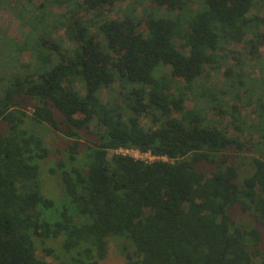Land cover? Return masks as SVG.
I'll use <instances>...</instances> for the list:
<instances>
[{"label": "trees", "instance_id": "1", "mask_svg": "<svg viewBox=\"0 0 264 264\" xmlns=\"http://www.w3.org/2000/svg\"><path fill=\"white\" fill-rule=\"evenodd\" d=\"M44 1L61 11L22 9L23 42L0 34V264H105L110 239L126 264H264L261 232L247 225L264 229V158L250 156L253 134L264 145V19L253 13L264 0ZM228 56L224 87L207 85L204 68ZM252 60L262 76L244 70ZM28 120L68 139L49 170L58 191L42 176L52 151Z\"/></svg>", "mask_w": 264, "mask_h": 264}, {"label": "rangeland", "instance_id": "2", "mask_svg": "<svg viewBox=\"0 0 264 264\" xmlns=\"http://www.w3.org/2000/svg\"><path fill=\"white\" fill-rule=\"evenodd\" d=\"M16 1L17 0H12V2L14 4L13 6L15 8V12H13L14 10H12L11 7L10 8L4 7V8L0 9V34L6 33L11 39L15 40V42H23L24 34L28 32V27L26 25H24V22H23L21 16L18 15V13L22 9H24L25 7L35 9L38 6H40L42 3H44L47 11L50 12V16H53L55 13L61 11L56 6L51 5V3H49V1L46 2L44 0H18V1H21L20 5L18 3H15ZM128 2L129 1L120 2L121 4L119 3V7L126 6L128 4ZM46 9H44V10H46ZM138 13L139 14L142 13V8H139ZM253 13L258 14L260 17H262L264 19V6H262L260 9L254 10ZM89 17H90V14L88 13V14L82 16L80 18V21L85 23L86 21H88ZM111 17H113V16H111ZM114 17H115V15H114ZM105 18H109V17L105 16ZM261 29L264 31V25L261 26ZM64 31H65L64 28H59V29H57V31H55L57 33H54V35L52 33V35H53V37H59V36H61L60 34H62ZM91 33L96 34V30L92 28ZM97 37L102 42H105L103 40L104 38L102 35L100 37L99 36H97ZM173 42L176 45V48L178 49V51H185V48L183 47L181 40L174 39ZM63 45H64V48H67V49L73 48V44L66 38H64V40H63ZM237 48H239L238 45H234L231 47V49H233V50H235ZM244 51L245 50L242 49L243 57L247 58V53H245ZM259 56L264 61V44L260 48ZM220 61H222V66L218 70H215V69L213 70L209 66H206L204 68L205 71L210 73V77L209 76L206 77V81H205V83L209 86L217 87V88L224 87V83L226 80V78L224 76V72L228 67L233 66L235 64V60L231 56H228V58L225 61L220 58ZM244 70L248 74H250L252 77H260L263 75V69L261 68V65L259 63H257L255 60L249 61L246 64ZM2 72H3V70H2ZM199 82L202 83V78L199 79ZM102 95L105 98V94H102ZM196 101L197 100L195 98H191L188 102V107H193L195 105ZM251 110H252V108H246L243 110V114H244V116L247 119L249 124H254V123H256V117L254 115H252ZM32 113H33L32 110H28V114L31 115ZM172 116L175 118H181L182 114L174 111ZM212 117L216 118V120L218 119L220 122L222 121L224 125L231 126L230 125L231 118L229 116L220 117L215 112L212 114ZM28 122L30 123V125H29L30 129L33 130L39 136H41L44 139V141L46 142V145L52 151L51 158L49 160L45 161V163L43 164V175L42 176H44L45 182L51 181V185L58 191L59 190L58 183L52 181V178H51L52 175H50L49 170H50V168L53 167V165L56 163V161L61 158L57 152L60 150L63 151L66 148L68 139L65 138L64 136H62L61 134L55 132L46 123L40 124V123H36V122H31L30 120H28ZM143 123L147 124V121L143 120ZM229 134L233 137H240L242 140L244 139V137L239 136L238 133L234 129H230ZM245 137L249 138L248 136H245ZM244 140H247V139H244ZM251 142L255 147V152L250 154V156H262V158H264V145H263V143H261V138L259 137V135L256 133L253 134V137L251 138ZM134 156L139 158L138 154H136ZM245 156H247V155H245ZM245 158H243V159L237 158L235 160V164L238 166V168L240 170H250V168H249L250 160L245 159ZM204 169L207 171L214 170V168L209 167V165L204 166ZM241 172L245 173L243 171H241ZM42 182H43V179H42ZM42 186H43V192L48 194V191L45 190L44 182H43ZM234 218L237 219L239 222H241L240 220H243V221H245V219H246V221L248 220L247 215L241 214L240 211H236L234 213ZM249 219H250V217H249ZM249 224L251 226H254L256 229H258L261 232V239H262L261 241H262V245H263L262 247H264V229L259 224H255L254 222L247 223L248 226H249ZM52 241H56V240H50L49 242H52ZM52 246L56 248V251L60 252L59 246L56 243H53ZM120 247H121V242L118 239H110L109 259L105 262V264H126V262L124 261V258L122 259V256L119 252ZM131 249H132V247L130 246L129 250H131ZM61 255H62V253H61ZM53 257L48 258V260L52 264H61V261H58Z\"/></svg>", "mask_w": 264, "mask_h": 264}, {"label": "built area", "instance_id": "3", "mask_svg": "<svg viewBox=\"0 0 264 264\" xmlns=\"http://www.w3.org/2000/svg\"><path fill=\"white\" fill-rule=\"evenodd\" d=\"M119 153L128 154V155L133 156L136 159H144V160H147V161H153V160L159 159L157 157L152 156L150 153L143 154V153H141L138 150H123V149H121V150H119ZM136 154L139 155V158H137L136 156H134Z\"/></svg>", "mask_w": 264, "mask_h": 264}]
</instances>
